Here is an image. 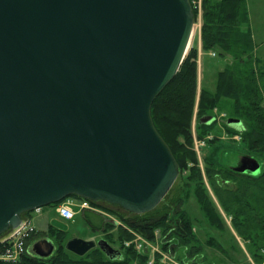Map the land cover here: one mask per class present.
<instances>
[{"label":"water","instance_id":"water-1","mask_svg":"<svg viewBox=\"0 0 264 264\" xmlns=\"http://www.w3.org/2000/svg\"><path fill=\"white\" fill-rule=\"evenodd\" d=\"M194 26L191 0H0V234L73 195L137 214L159 205L180 167L151 109ZM233 169L262 163L244 154ZM97 246L122 256L105 238L66 242ZM32 249L49 257L55 243Z\"/></svg>","mask_w":264,"mask_h":264},{"label":"trees","instance_id":"trees-1","mask_svg":"<svg viewBox=\"0 0 264 264\" xmlns=\"http://www.w3.org/2000/svg\"><path fill=\"white\" fill-rule=\"evenodd\" d=\"M202 39L204 50H214L227 62L225 68L215 73V88L204 85L198 96V50L193 48L184 57L175 77L155 98L151 109L152 117L181 167L188 156L196 164L198 161L196 151L186 148L193 140L192 119L196 104L199 128L207 131L212 128L216 119L211 122H204L202 119L214 115V107H223L229 102L232 104V118L243 122L238 128L245 130L243 138L250 150L246 154L256 157L262 163V170L257 175L239 172L223 162V166L230 171V176L226 174L224 179L229 181L232 176L237 177L235 188L223 185L219 178L216 181V176H221V169L225 168L211 166L208 173L222 206L233 215L240 230L249 238H254L257 233L264 236V67L257 54L246 0H206ZM180 137L185 138L187 145L180 143ZM187 180L195 183L197 197L205 216H208L206 219L221 228L222 217L217 212L214 201L206 195L201 169L193 168ZM158 211L157 206L146 213H135L137 217L127 220L151 239L155 238L154 232L157 229H162L165 233L169 226L180 229L177 238L181 243L188 242L192 233L195 235L194 222L179 209L176 210L179 214V221L176 222L173 217L170 218V212L175 214L172 205H166L162 212ZM84 215L89 219L87 210ZM100 216L101 224L89 219L94 230L108 227L105 217ZM50 230L61 242L56 253L40 257L28 252L16 263L0 261V264H131L134 259H138L140 264H149L147 254L138 253L133 247H128L125 253L120 249L122 256L115 259L108 257L98 246L84 255L76 254L62 243L68 235L66 229L52 225ZM130 235L124 227L120 228L121 239H128ZM193 252L192 248L190 253ZM154 264H159L158 260Z\"/></svg>","mask_w":264,"mask_h":264},{"label":"rangeland","instance_id":"rangeland-1","mask_svg":"<svg viewBox=\"0 0 264 264\" xmlns=\"http://www.w3.org/2000/svg\"><path fill=\"white\" fill-rule=\"evenodd\" d=\"M191 2L195 12V26L187 53L193 48L198 50L199 96L202 86L215 88V73L225 68L227 62L225 58L218 56L214 50L207 51L203 48L202 33L206 0H191ZM246 3L250 12V23L256 44L264 57V0H246ZM229 57L231 58L230 55ZM263 57H260L262 67H264ZM222 106L214 107L213 114L216 116V122L207 131L199 128L198 106L196 104L192 119V143L187 145V141L183 137H180V143L186 144V148L189 150L196 151L197 164L189 156L184 159L175 183L158 205L160 212L165 209L166 205H172V211L175 214L170 212V218L173 217L175 222L179 221V214L176 212L178 209L194 222L195 235L192 233L188 242L181 243L177 238L180 234V229L177 226H169L165 233L162 229H157L154 232L155 238H149L127 220L137 217V215L117 204L100 203L103 209L80 210L75 213L73 219L61 217L55 206L46 205L42 207L40 212L32 210L31 215L28 216L32 218L31 222L38 230L27 245L29 253L33 254L31 242L38 237H48L53 240L55 243L53 253L58 251L61 242L50 230V227L54 225L68 230V235L62 242L64 244L74 236L95 240L105 238L124 253L128 247H133L138 253L147 254L149 264H154L157 260L159 264H264V236L255 232L257 234L254 238H249L240 230L233 220V215L222 206L208 173V168L211 166L225 168L223 162L236 165L241 152H245L244 154L250 152L243 138L245 130L229 123V119L234 115L232 104L229 102V104ZM193 168H200L202 171L204 186L207 189L206 195L214 201L217 212L222 217L221 228L206 219L208 216H205L197 197L195 183H190L187 180ZM221 170L223 176L217 175L216 181L218 182L217 178H219L223 185L237 187V177L231 175L232 177L227 181L224 178L227 175L230 176V171L227 168ZM85 210H87L89 219L96 224H101V214L105 217L108 227L94 230L89 224V219L84 215ZM121 227H124L131 234L130 238L121 239ZM139 244L143 245L139 247ZM192 248L194 252L190 253ZM131 264H140V262L138 259H134Z\"/></svg>","mask_w":264,"mask_h":264},{"label":"built area","instance_id":"built-area-1","mask_svg":"<svg viewBox=\"0 0 264 264\" xmlns=\"http://www.w3.org/2000/svg\"><path fill=\"white\" fill-rule=\"evenodd\" d=\"M61 217L65 219H73L75 213L84 209L101 210V205L88 198L70 196L61 201L55 207ZM42 207L36 210L40 212ZM31 217H25L23 222L5 233L0 235V261L18 262L25 253H28V243L33 235L37 232V228L32 224ZM135 243V241H132ZM129 244V242H128ZM143 245V244H142ZM139 244V247L142 246ZM138 247V245H137Z\"/></svg>","mask_w":264,"mask_h":264},{"label":"crops","instance_id":"crops-1","mask_svg":"<svg viewBox=\"0 0 264 264\" xmlns=\"http://www.w3.org/2000/svg\"><path fill=\"white\" fill-rule=\"evenodd\" d=\"M257 54H258V56L260 55V57H263V54H262V52H261V50H260V48H259V46L257 45ZM264 58V57H263ZM59 228H63V227H59ZM63 229H65V228H63ZM68 231V230H67ZM40 238H43V237H38V238H34V240H33V242H31V247L33 246V243L35 242V241H37L38 239H40ZM33 250V249H32Z\"/></svg>","mask_w":264,"mask_h":264},{"label":"flooded vegetation","instance_id":"flooded-vegetation-1","mask_svg":"<svg viewBox=\"0 0 264 264\" xmlns=\"http://www.w3.org/2000/svg\"><path fill=\"white\" fill-rule=\"evenodd\" d=\"M244 154H240V157H239V159H238V163L236 164V165H231V167L232 168H234L235 166H237L238 164H240V159H241V156H243ZM99 203H101V204H107V203H110V202H107V201H104V200H99L98 201ZM110 204H113V203H110ZM115 205V204H114Z\"/></svg>","mask_w":264,"mask_h":264}]
</instances>
